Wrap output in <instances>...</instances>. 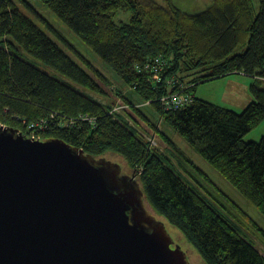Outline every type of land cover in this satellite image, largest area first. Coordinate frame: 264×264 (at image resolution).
I'll return each mask as SVG.
<instances>
[{
  "label": "trees",
  "instance_id": "trees-1",
  "mask_svg": "<svg viewBox=\"0 0 264 264\" xmlns=\"http://www.w3.org/2000/svg\"><path fill=\"white\" fill-rule=\"evenodd\" d=\"M40 1L116 73L130 94L112 91L110 80L71 48L86 67L74 61L63 49L67 39L44 18L39 16L57 40L19 9L16 0H0V123L29 137L36 133L42 139L59 138L93 157L107 152L121 155L135 171L150 209L181 232L204 264H264V255L215 205L220 200L201 179L217 187L142 109L144 104L150 106L264 216V136L244 140L264 120V89L256 83L264 81V0H258L256 15L251 0H212L197 13L185 12L171 0L166 5L152 0ZM120 10L131 13L128 21H115ZM27 55L40 66L28 61ZM158 55L171 65L161 76L176 77L189 86L194 96L190 105L163 110L159 99L169 87L156 88L137 71L138 65ZM234 73L257 80L250 86L253 99L240 112L193 92L199 83ZM178 90L174 86L170 93ZM87 91L111 98L133 120L138 116L147 121L179 167L187 171V164L194 171L186 172L194 184L177 173L169 155L150 147L128 119L109 113L110 103L90 97ZM119 96L121 102L116 101ZM80 114L88 119L60 126ZM43 120L45 127L39 128Z\"/></svg>",
  "mask_w": 264,
  "mask_h": 264
},
{
  "label": "water",
  "instance_id": "water-1",
  "mask_svg": "<svg viewBox=\"0 0 264 264\" xmlns=\"http://www.w3.org/2000/svg\"><path fill=\"white\" fill-rule=\"evenodd\" d=\"M135 171L0 124V264H189Z\"/></svg>",
  "mask_w": 264,
  "mask_h": 264
},
{
  "label": "rangeland",
  "instance_id": "rangeland-1",
  "mask_svg": "<svg viewBox=\"0 0 264 264\" xmlns=\"http://www.w3.org/2000/svg\"><path fill=\"white\" fill-rule=\"evenodd\" d=\"M17 6L21 9L24 13H26L29 17L36 21V23L43 29L49 36L53 37V35L48 31L45 24L39 18H44L51 26H53L58 32H60L66 39L67 45L63 43V49L69 53V55L82 67H86L83 60L75 54L71 48L75 49L76 52L85 58L87 61L92 63L99 71H101L111 82L110 89L112 91L119 90L121 94H130V89L122 83L116 73L97 55H95L86 45H84L81 40L70 30L66 29L65 25L45 7L40 0H16ZM158 4L166 5L168 0H152ZM171 2L176 5L179 9L188 12V13H197L205 10L212 0H171ZM253 6V12L256 15L259 11V1L258 0H251ZM131 13L129 11L120 10L117 15L115 16V21H128L130 19ZM54 40L57 38L53 37ZM28 61L32 62L33 64L40 66V63L31 56H26ZM51 74L63 81L73 83L69 79L65 78L64 76L58 74L53 70H49ZM190 76H185V79H188ZM222 78H216L207 82L199 83L193 92L197 95V97H202L207 99L208 101H213L212 99H216L214 95L216 93L221 92V88L223 89L224 86L222 84ZM249 80L255 83L257 80L250 78ZM264 89V81H257ZM219 89L217 91L214 90V87ZM90 97L98 100L104 101L105 103L108 102L112 106L114 103L112 102L111 98H106L101 95L86 92ZM217 95V94H216ZM229 103L225 102L227 107L234 109L237 112L242 111L241 108H236L239 106V102L234 103L227 99ZM116 101H122V98L119 96ZM112 102V103H111ZM149 104V103H147ZM143 105V104H141ZM143 111L147 114L148 118L156 124V128L161 130L163 134L167 138L173 142V144L180 149L183 154L191 160L193 164H195L210 180L211 182L217 187V189L211 184L208 183L205 179H201L202 183L208 187L214 194L215 197L220 200V204H215L220 210H222L226 215H229L231 220L235 223V225L241 230L243 236H245L248 240H250L255 247L264 255V216L263 214L257 209L255 205L247 201L231 184H229L224 178H222L219 173L211 167L202 157H200L195 151L191 149L188 142L175 133L170 127L164 124L159 118L156 112L148 105L142 106ZM242 109V110H241ZM121 117H125L129 120V122L136 128L139 133H143L145 139L147 137H151L154 139L155 145L152 146L156 148L159 152L169 155L171 160L174 164V168L182 177L187 178L190 183L194 184V181L186 172L194 173V171L186 164L187 171L181 169L176 162L174 156H171V150L160 134H154L150 131V126L147 124V121H142L141 118L135 116L136 120H133L129 115H127L126 111H121ZM1 124V123H0ZM264 135V120L261 121L255 128L250 130L244 136L245 141L255 140L258 141ZM106 160H109L113 163H117L120 168L122 174L130 175L132 169L129 168L125 159L116 153L107 152L103 155ZM137 178V177H136ZM140 185V183H139ZM225 194L229 201L221 194ZM213 203H216L212 201ZM145 208L148 210L149 213L154 215L157 220H161L165 224V228L169 235L171 236L172 240L174 241L175 245H178L180 249L186 255V258L189 264H204L202 259L200 258L197 251L191 245V243L181 234V232L175 228L174 226L170 225L168 222L164 220V218L155 214L148 204L145 202Z\"/></svg>",
  "mask_w": 264,
  "mask_h": 264
},
{
  "label": "built area",
  "instance_id": "built-area-1",
  "mask_svg": "<svg viewBox=\"0 0 264 264\" xmlns=\"http://www.w3.org/2000/svg\"><path fill=\"white\" fill-rule=\"evenodd\" d=\"M171 68V65L167 63L166 59L160 55L147 59L143 64L138 65L136 67L137 71L140 73H144L147 75V80L150 83L156 84V88L161 87V84L169 87V92L167 95L162 96L159 99L160 106L163 110L170 109H178L185 106L190 105L194 101V96L189 92V86L181 83L176 77H162L161 72H167ZM178 86L179 90L170 93V90L174 87ZM123 106L113 105L110 109L109 113H120L123 111ZM85 120V115L80 114L76 118L65 119L63 122H60V126L69 127L76 123L77 119ZM91 124L95 122V120H89ZM39 128L45 127V120H43L42 124L38 126ZM144 136V134H143ZM33 139H39L40 137L36 133H31L30 135ZM145 138V137H144ZM146 141L149 143V146L152 147L155 145L154 139L151 137H147Z\"/></svg>",
  "mask_w": 264,
  "mask_h": 264
},
{
  "label": "crops",
  "instance_id": "crops-1",
  "mask_svg": "<svg viewBox=\"0 0 264 264\" xmlns=\"http://www.w3.org/2000/svg\"><path fill=\"white\" fill-rule=\"evenodd\" d=\"M249 79H250V77L245 76L241 73H234L232 75L222 77L221 81H222L224 88L223 89L221 88L220 93L218 92V93H216L217 95L216 94L214 95V97L216 99H212L213 100L212 103H216V104L221 105V104H225V102L229 103L227 100V99H229L230 101H233L234 103L239 102V106H237L236 108L242 107V109H243L253 99L252 95L250 93V86L253 84V81H251ZM215 89L217 91H219L217 86L214 87V90ZM200 98H202V97H200ZM203 99H205V98H203ZM205 100H207V99H205ZM229 104H231V103H229ZM225 106L227 107V105H225Z\"/></svg>",
  "mask_w": 264,
  "mask_h": 264
},
{
  "label": "clouds",
  "instance_id": "clouds-1",
  "mask_svg": "<svg viewBox=\"0 0 264 264\" xmlns=\"http://www.w3.org/2000/svg\"><path fill=\"white\" fill-rule=\"evenodd\" d=\"M4 126V125H3Z\"/></svg>",
  "mask_w": 264,
  "mask_h": 264
}]
</instances>
